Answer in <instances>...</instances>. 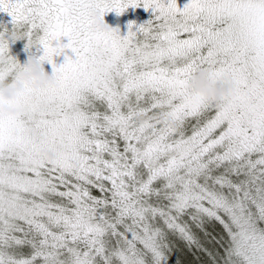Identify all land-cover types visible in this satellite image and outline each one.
I'll return each mask as SVG.
<instances>
[{"label":"snow or ice","instance_id":"obj_1","mask_svg":"<svg viewBox=\"0 0 264 264\" xmlns=\"http://www.w3.org/2000/svg\"><path fill=\"white\" fill-rule=\"evenodd\" d=\"M130 7L151 16L123 35L93 27ZM0 12L56 77L0 114V264H179L173 237L209 264H264V0H0ZM0 57L12 80L9 41ZM205 67L232 77L218 103L188 86Z\"/></svg>","mask_w":264,"mask_h":264},{"label":"clouds","instance_id":"obj_2","mask_svg":"<svg viewBox=\"0 0 264 264\" xmlns=\"http://www.w3.org/2000/svg\"><path fill=\"white\" fill-rule=\"evenodd\" d=\"M94 15L93 27L97 30H107L110 26ZM0 40L18 41L21 40V34L18 31H6L0 33ZM0 59H5L0 57ZM44 61L37 57L27 59L26 62L16 71L15 77L0 81V114L9 117L17 116L26 111V108L20 101L26 95V89H41L56 84V77L52 72L45 71ZM212 69L205 67L197 71L189 81V88L196 93H200L213 102H219L224 96H227L233 89L232 77L230 74L222 78V82L212 80ZM135 119L142 122L146 116L142 113L137 114ZM170 122V121H169ZM41 153L49 159H55V153L46 147L40 149Z\"/></svg>","mask_w":264,"mask_h":264},{"label":"rangeland","instance_id":"obj_3","mask_svg":"<svg viewBox=\"0 0 264 264\" xmlns=\"http://www.w3.org/2000/svg\"><path fill=\"white\" fill-rule=\"evenodd\" d=\"M185 3H187V0H177V4L179 7H183ZM150 16L151 10L146 12L142 7L136 9L130 7L120 16H117L115 12H108L104 15L103 19L110 27H119L120 33L121 35H123L127 32V23L129 21H134L138 25L148 20ZM5 29H7L8 31L12 30L11 17L8 16L6 13L0 12V31H3ZM22 41L23 40H18L15 42L9 41L10 55L14 56L20 62L21 65H23L28 59V53L23 50L25 42ZM60 43L66 44L67 37H62ZM31 51L34 55L40 54L36 52L35 48H33ZM65 54L69 56L72 55L71 51L67 49L65 50ZM60 59L64 60V54L54 57V62L59 65ZM43 67L45 71L52 72V66L47 62L44 63ZM8 82H11V77H9Z\"/></svg>","mask_w":264,"mask_h":264},{"label":"trees","instance_id":"obj_4","mask_svg":"<svg viewBox=\"0 0 264 264\" xmlns=\"http://www.w3.org/2000/svg\"><path fill=\"white\" fill-rule=\"evenodd\" d=\"M23 42V41H22ZM63 60V59H62ZM60 61V60H59ZM64 61V60H63ZM209 231L219 235V227L209 226ZM200 237L201 243L208 249L215 251L216 245L212 243L208 237L203 234L197 233ZM175 244V254L173 259H176L179 264H209L208 257L203 252H197L195 249H188L184 243L175 237L172 238Z\"/></svg>","mask_w":264,"mask_h":264},{"label":"flooded vegetation","instance_id":"obj_5","mask_svg":"<svg viewBox=\"0 0 264 264\" xmlns=\"http://www.w3.org/2000/svg\"><path fill=\"white\" fill-rule=\"evenodd\" d=\"M59 62H60V64H61V63H63V60H61V59H60V61H59Z\"/></svg>","mask_w":264,"mask_h":264}]
</instances>
